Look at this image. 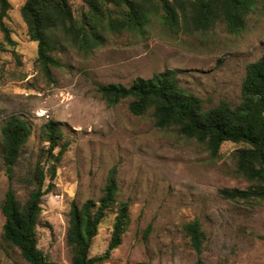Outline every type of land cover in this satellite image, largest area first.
<instances>
[{
  "label": "rangeland",
  "instance_id": "obj_1",
  "mask_svg": "<svg viewBox=\"0 0 264 264\" xmlns=\"http://www.w3.org/2000/svg\"><path fill=\"white\" fill-rule=\"evenodd\" d=\"M7 1L4 22L16 45H8L0 31L5 47L0 50V130L18 116L29 123L31 136L9 180L0 133V206L8 188L23 203L33 189L36 164L49 166L45 124L57 123L61 143L68 145L54 180L45 181V187L52 186L41 200L36 239L46 259L71 264L65 242L71 202L97 200L116 166L117 200L129 204V223L110 258L96 264H195L197 256L182 231L194 220L204 233L205 264H264V200L230 201L218 194L249 187L235 174L236 152L243 145L225 142L212 157L175 128L157 129L151 111L134 116L129 100L108 106L97 91V85L129 87L136 78L174 70L180 86L206 109L221 100L237 106L246 66L264 57V0H256L235 34L222 23L194 33L173 32L152 16L143 33L106 31L104 44L87 53L63 42L54 53L60 67H52L50 76L37 62V43L30 41L21 15L26 0ZM68 2L76 19L88 13L83 0ZM115 216L113 206L98 227L89 257L105 252ZM3 223L0 212V237ZM2 254H9L13 264H27L0 238Z\"/></svg>",
  "mask_w": 264,
  "mask_h": 264
},
{
  "label": "trees",
  "instance_id": "obj_2",
  "mask_svg": "<svg viewBox=\"0 0 264 264\" xmlns=\"http://www.w3.org/2000/svg\"><path fill=\"white\" fill-rule=\"evenodd\" d=\"M87 14L81 19L73 16L68 0H26L21 15L27 25L30 41L37 43V62L47 76L60 62L54 53L63 42L87 53L105 42V32L143 33L155 16L170 31L194 33L208 30L219 23L235 34L244 27L246 16L253 10L256 0H83ZM10 4L0 0V31L4 41L14 46L4 19ZM0 50L5 47L0 44ZM97 91L108 106L129 100L128 109L140 117L151 111L154 126L159 130L175 128L177 133L194 139L216 157L225 142L243 145L236 152L235 174L250 185L246 189H221L218 194L230 201L264 200V57L246 66L241 83L240 102L231 106L221 100L206 109L203 101L179 84L176 71L165 70L149 79L136 78L129 87L120 84L97 85ZM1 156L5 174L12 180L14 167L21 149L31 136L29 123L11 116L1 127ZM51 157L44 168L38 162L33 171L27 199L21 203L12 188H8L0 206L4 218L1 240L19 250L27 264H56L46 259L37 247L36 228L41 213V200L54 180L57 164L66 151L61 143L58 124L49 121L44 126ZM58 148V152L54 151ZM117 167L107 175L102 194L97 200L88 199L81 205L71 202L67 213L66 246L71 253V264H96L106 261L121 243L129 223V204L117 200ZM116 206V216L105 252L89 257L93 238L105 214ZM182 231L195 252V264L201 259L204 233L197 220L186 223ZM8 257L9 254H7Z\"/></svg>",
  "mask_w": 264,
  "mask_h": 264
},
{
  "label": "crops",
  "instance_id": "obj_3",
  "mask_svg": "<svg viewBox=\"0 0 264 264\" xmlns=\"http://www.w3.org/2000/svg\"><path fill=\"white\" fill-rule=\"evenodd\" d=\"M3 255V254H2ZM0 255V264H13L7 255Z\"/></svg>",
  "mask_w": 264,
  "mask_h": 264
}]
</instances>
